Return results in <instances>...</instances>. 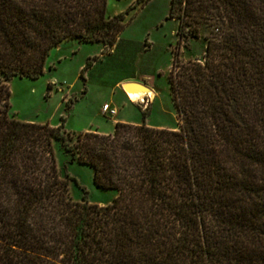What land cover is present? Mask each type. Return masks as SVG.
<instances>
[{"label":"trees","instance_id":"16d2710c","mask_svg":"<svg viewBox=\"0 0 264 264\" xmlns=\"http://www.w3.org/2000/svg\"><path fill=\"white\" fill-rule=\"evenodd\" d=\"M106 4L0 0V264H264V0H170L179 37L209 29L202 60L174 59L178 128L10 114L6 81L42 75L52 48L116 43L125 12ZM58 140L110 203L72 198Z\"/></svg>","mask_w":264,"mask_h":264},{"label":"rangeland","instance_id":"374dc122","mask_svg":"<svg viewBox=\"0 0 264 264\" xmlns=\"http://www.w3.org/2000/svg\"><path fill=\"white\" fill-rule=\"evenodd\" d=\"M169 8L170 0H107L106 15L125 12L116 43L67 39L52 48L42 75L34 79L16 75L6 81L11 91L10 114L25 121L63 123L62 130L71 133H106L117 121L178 128L170 87L174 59L177 56L180 63L202 60L209 29L203 26L200 37H179L178 20L169 17ZM90 59L92 64L81 73ZM128 81L148 86L153 97L145 93L130 100L122 87ZM105 103L116 108L114 116L102 112ZM54 151L73 199L98 204L113 200L116 191L96 187L92 169L70 161L59 140Z\"/></svg>","mask_w":264,"mask_h":264},{"label":"water","instance_id":"95a60500","mask_svg":"<svg viewBox=\"0 0 264 264\" xmlns=\"http://www.w3.org/2000/svg\"><path fill=\"white\" fill-rule=\"evenodd\" d=\"M122 87L126 92L129 90H137V89H141V90H145V91L150 90L148 86H146L142 83L132 82V81L124 82L122 84Z\"/></svg>","mask_w":264,"mask_h":264},{"label":"bare ground","instance_id":"6f19581e","mask_svg":"<svg viewBox=\"0 0 264 264\" xmlns=\"http://www.w3.org/2000/svg\"><path fill=\"white\" fill-rule=\"evenodd\" d=\"M132 82H135V81H132ZM140 83V82H138ZM147 94L148 96H152V90H148V91H145V90H141V89H137V90H129L126 92V94L128 95L129 99L130 100H135L137 99L138 97L144 95V94ZM153 97V96H152ZM148 98V97H147ZM141 101V100H140ZM150 101V100H149ZM136 102V101H135Z\"/></svg>","mask_w":264,"mask_h":264},{"label":"built area","instance_id":"2783aa9c","mask_svg":"<svg viewBox=\"0 0 264 264\" xmlns=\"http://www.w3.org/2000/svg\"><path fill=\"white\" fill-rule=\"evenodd\" d=\"M102 112L106 113L108 116H114L117 110L115 107L111 106L109 103H105L102 106Z\"/></svg>","mask_w":264,"mask_h":264},{"label":"crops","instance_id":"0c3cea01","mask_svg":"<svg viewBox=\"0 0 264 264\" xmlns=\"http://www.w3.org/2000/svg\"><path fill=\"white\" fill-rule=\"evenodd\" d=\"M126 95H127V94H126ZM127 97H128V95H127ZM128 98H129V97H128ZM120 122H124V121H120ZM114 125H115V122L112 123V127H111V129H107L108 131H107L106 133H110V132H112L113 129H114ZM157 127H159V126H157Z\"/></svg>","mask_w":264,"mask_h":264}]
</instances>
